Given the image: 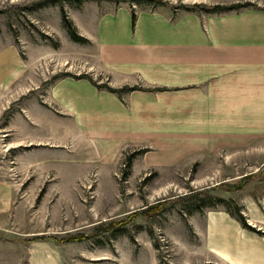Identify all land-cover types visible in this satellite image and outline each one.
<instances>
[{"label":"rangeland","instance_id":"rangeland-1","mask_svg":"<svg viewBox=\"0 0 264 264\" xmlns=\"http://www.w3.org/2000/svg\"><path fill=\"white\" fill-rule=\"evenodd\" d=\"M163 2L173 4V14L264 11V0ZM245 2L257 9H184ZM126 3L137 7L121 0H0V182L15 191L11 211L0 218L1 262L264 264V135L197 148L187 126H146V141L103 153L101 126H73L54 98L66 80L96 91L106 89L89 79L162 91L104 66L95 42L77 28L93 30L94 15ZM61 10L87 43L70 38ZM46 111L55 126H45ZM238 182L243 188L218 186ZM153 207L156 214H143ZM31 244L42 249L30 253Z\"/></svg>","mask_w":264,"mask_h":264},{"label":"crops","instance_id":"crops-1","mask_svg":"<svg viewBox=\"0 0 264 264\" xmlns=\"http://www.w3.org/2000/svg\"><path fill=\"white\" fill-rule=\"evenodd\" d=\"M136 8L121 4L94 15L93 30L77 28L95 42L104 66L125 76L137 74L143 83L163 90L118 96L66 80L56 87L54 98L73 116V126H101L96 137L102 139L103 153L113 145L146 141V126H187L197 148L264 135V11L203 16L173 14L177 10L167 6ZM46 116L45 126H55L49 120L52 113L46 111ZM14 193L0 182V218L11 211ZM40 249L32 244L26 248L30 253Z\"/></svg>","mask_w":264,"mask_h":264},{"label":"trees","instance_id":"trees-1","mask_svg":"<svg viewBox=\"0 0 264 264\" xmlns=\"http://www.w3.org/2000/svg\"><path fill=\"white\" fill-rule=\"evenodd\" d=\"M115 1H120V0H115ZM123 2H129L130 4H134L137 6H141L144 4H148V5H156V6H167L168 4L163 2V0H121ZM144 3V4H143ZM255 8L257 9L255 6H251L249 3L245 2V3H235L229 6H224V5H211V6H205V5H193V6H184V9L186 11H192L195 9H201L203 12L206 13H218V12H231V11H238L240 9H248V8ZM175 9V8H174ZM135 15L133 13L132 10V15H131V21H132V25H134L135 23ZM61 22L63 27L67 30L68 35L70 36V38L76 42V43H87L88 41L79 36L76 28L73 26V24L68 20V18L66 17L65 13L63 10H61ZM82 77H86V76H82ZM89 81L92 83V85H94L96 88L98 89H102L103 87L106 89V91L113 93V94H117L118 96L122 93V92H130V91H136V90H144L143 88H140L138 86H132V87H128L125 86L123 88L120 89H113V88H109V87H105V86H100L99 84H97L96 82H94L92 79H89ZM160 89V88H159ZM157 89V90H159ZM146 90H150V89H146ZM163 90V89H160ZM131 165V158L129 157V167ZM244 181V180H243ZM219 187H225L227 189H240L243 188V182H238L236 185H218ZM158 208L153 207V208H149L148 210H146V212H144L143 214L146 215V213H150L149 215L152 214H156L157 213ZM113 224L109 225L112 230L113 229ZM122 226L118 225L117 228H120ZM70 241H76L77 238L73 237L72 239H69Z\"/></svg>","mask_w":264,"mask_h":264}]
</instances>
